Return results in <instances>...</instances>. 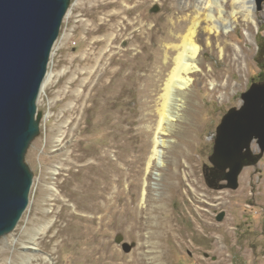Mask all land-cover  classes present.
Returning <instances> with one entry per match:
<instances>
[{
	"label": "rangeland",
	"instance_id": "rangeland-1",
	"mask_svg": "<svg viewBox=\"0 0 264 264\" xmlns=\"http://www.w3.org/2000/svg\"><path fill=\"white\" fill-rule=\"evenodd\" d=\"M98 1L101 0L69 1L48 63L50 78L37 100L40 130L24 158L33 174L29 205L16 228L0 238V264H27L24 261L27 254L39 256L34 259V264H64L74 255L63 241L70 234L66 214L75 209L73 202L61 196L67 194L61 193L59 183L70 175V165L65 161L84 106L82 101L78 104V96L89 77L87 71L95 67L93 64L89 68L83 59L91 42L105 34L87 36L92 21L86 11ZM136 1L119 0L120 6L127 9L125 14L111 22L115 29L111 34L115 35L120 29L123 34L114 45L115 51L128 47L133 48L131 53L134 54L140 51V42L152 43L163 36L159 33L158 38L152 37V20L163 12L162 2L148 0L143 17H139L138 12L128 10ZM254 1L256 23H250L248 28L240 22L216 41L221 47L232 44L231 51L223 49L220 52L217 48L206 47L204 39L201 40V65L196 75L191 76L193 83L180 111L182 115L188 108L190 119H197L192 125L187 124L185 117L174 119L173 126L164 124L166 130L159 134V139L165 141L159 146L161 164L156 160L148 166L147 162L152 154L159 120L156 115L159 96L152 97V65L155 74L163 66V57L159 55V61H153L154 64L149 61L150 72L138 71L144 77L138 85L139 108L131 131L123 136L125 146L122 153L129 158L141 157L136 169L141 183L146 186L147 196L143 203L139 199L134 204L133 218L125 226L111 229L109 246L119 259L109 261V264H264V153L256 164L244 166L236 189L227 187L224 172L211 161L216 128L222 117L230 109L240 107L242 93L253 82L264 83V0L260 4ZM113 11L114 8L109 12ZM105 18L106 13H99L96 24ZM154 49L156 47L151 49L153 54L156 53ZM102 50L107 52L108 45ZM201 76L206 79L203 83ZM211 82L225 86L214 87L213 91L209 85ZM186 125L197 126L193 132L194 143L182 145L189 154L188 158L186 155L175 157L173 150H181L179 130ZM82 137L88 139L83 142L84 148H98L105 143L99 130L89 131ZM251 149L255 155L261 153L255 142ZM109 156L115 158L113 152ZM177 162L178 175L174 176ZM77 169L76 165L72 170ZM152 197L158 200L153 205ZM152 210L157 216L155 223L166 219L167 215L174 218L175 226L180 230L174 232V237L170 233V240H162L158 230L152 228ZM59 213L61 217H58ZM220 213L224 218L217 221L216 216ZM198 217L211 224L213 231L202 229ZM43 228L49 229L48 236L43 234ZM210 235L218 239L217 248L220 250L215 252L211 248L210 240H207ZM33 238L37 241L33 251L25 250V242ZM41 238L45 239L47 247H42ZM125 245L129 246L128 251H125Z\"/></svg>",
	"mask_w": 264,
	"mask_h": 264
},
{
	"label": "bare ground",
	"instance_id": "bare-ground-1",
	"mask_svg": "<svg viewBox=\"0 0 264 264\" xmlns=\"http://www.w3.org/2000/svg\"><path fill=\"white\" fill-rule=\"evenodd\" d=\"M160 1L163 12L152 20L154 22L152 37H157L159 33L163 36H160L161 40L155 39L152 43L140 42L138 44L140 51L134 54L131 53L133 48L127 47L119 51L114 49V45L123 34L120 29L112 35L111 32L115 29L111 22L119 18L121 14H125L127 9L121 7L119 0H101L86 11L92 21V25L87 30V36L92 38L100 33L105 34L103 38H96L91 42L83 59L84 64L89 68L93 64L95 67L94 70L87 71L89 77L86 78L87 81L83 84V90L78 96V104L82 101L84 106L80 111L74 130V139L69 144L70 151L65 161L66 165H70L68 169L70 175L59 183L61 193L67 194L61 196L73 202L75 209L66 214L70 234L63 241L73 250L74 255L64 264H107L109 261L119 259L109 246L111 229L125 226L133 218L134 204L139 199L142 203L146 199V186L141 183L140 173L136 169V165L141 163V157L129 158L122 153L125 146L123 136L131 131L139 108L138 85L142 80L144 81V77L138 71L150 72L149 61L157 62L159 55L163 57V66L155 71V74L152 65V86L154 87H152V97L159 96L156 99V115L159 116V120L153 139L152 154L147 162L148 166L156 160L161 164L162 151L159 150V146L164 145L165 141L159 139V134L165 132L164 124L173 126L174 119L185 117L187 124L192 125L197 119H190L188 108L182 115L180 111L184 108L183 99L188 95L193 83L191 76L196 75L201 65L200 56L203 53L200 46L201 40L204 39L206 47L217 48L220 52L223 49L229 52L232 44L226 43L221 47L216 41L225 37L230 28L238 23L244 22L249 28L250 23H256L257 20L254 0ZM147 2L148 0H137L133 8L128 10L138 12L139 17H143ZM112 8L115 11L109 12ZM99 13H106V18L102 20L103 22L96 24ZM134 37L139 38L137 35ZM107 45L109 50L103 51L102 47ZM155 47L156 53L153 54L151 49ZM106 58L107 62L104 63ZM49 78L48 74L42 88ZM200 79L202 83L206 80L202 76ZM226 84L228 85V81ZM209 85L213 91H215L214 87L225 86V84L217 85L213 82ZM196 127V125L194 127L186 125L179 130L181 150H173V154L176 153L175 157L182 155L189 157L183 146H191L194 143L193 132ZM93 130H99L102 133L105 143L98 148H84L83 142L88 139L82 136ZM111 152L114 153V159L109 156ZM185 162L188 163V160ZM76 165L78 169L73 171ZM175 166L172 174L174 176L178 175V162ZM125 183H127L126 187H124ZM154 201L158 200L152 197V205ZM153 213L154 210H152V228L158 230L159 238L170 240L171 235L174 237V232L180 230L176 228L174 218L167 215L166 219H158L159 222L155 223L153 221H156L157 216ZM61 216L59 213L58 217ZM197 219L202 229L213 231L211 224L199 217ZM42 231L48 236V228H43ZM208 238L211 248L215 252L220 250L217 248L218 239L214 235ZM41 239L42 247H47L45 239ZM36 242L34 238L26 241L25 250L32 252ZM38 258L36 254H27L24 256V261L27 264H34V259Z\"/></svg>",
	"mask_w": 264,
	"mask_h": 264
},
{
	"label": "water",
	"instance_id": "water-1",
	"mask_svg": "<svg viewBox=\"0 0 264 264\" xmlns=\"http://www.w3.org/2000/svg\"><path fill=\"white\" fill-rule=\"evenodd\" d=\"M69 1L0 0V238L16 228L29 205L33 174L24 158L40 130L37 100ZM241 97L240 107L217 126L211 157L232 189L244 166L264 153V83L253 82Z\"/></svg>",
	"mask_w": 264,
	"mask_h": 264
},
{
	"label": "trees",
	"instance_id": "trees-1",
	"mask_svg": "<svg viewBox=\"0 0 264 264\" xmlns=\"http://www.w3.org/2000/svg\"><path fill=\"white\" fill-rule=\"evenodd\" d=\"M262 57H264V56L262 55Z\"/></svg>",
	"mask_w": 264,
	"mask_h": 264
}]
</instances>
